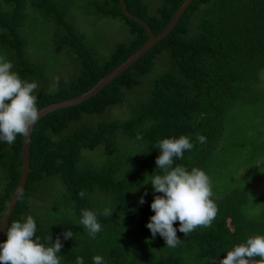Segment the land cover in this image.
<instances>
[{"label":"trees","instance_id":"1","mask_svg":"<svg viewBox=\"0 0 264 264\" xmlns=\"http://www.w3.org/2000/svg\"><path fill=\"white\" fill-rule=\"evenodd\" d=\"M186 1L125 3L159 35ZM149 40L121 0H0V56L38 84L39 111L89 92ZM182 135L194 147L173 167L209 176L218 213L211 227L177 231L171 248L146 227L154 195H163L150 176L162 174L157 142ZM23 142L0 143V225L21 179ZM30 153L8 225L31 215L41 243L60 237L61 264L77 256L94 264L97 255L104 264H218L264 235V0H194L166 38L100 92L38 120ZM82 209L97 214L95 238L79 223Z\"/></svg>","mask_w":264,"mask_h":264},{"label":"clouds","instance_id":"2","mask_svg":"<svg viewBox=\"0 0 264 264\" xmlns=\"http://www.w3.org/2000/svg\"><path fill=\"white\" fill-rule=\"evenodd\" d=\"M12 68V63L0 56V143L7 145H12L17 135L27 137L39 119L37 96L34 95L38 84L22 80ZM55 79L58 82L59 78ZM136 139L141 140L142 136L138 133ZM197 140L206 142L202 135H198ZM157 147L160 154L155 163L162 174L150 176V183L154 193L163 195H154L150 208L155 214L146 227L153 238L159 234L167 247L175 248L180 243L177 231L186 235L198 227H211L218 206L211 199L210 178L202 169L194 167L188 171L183 166L173 167L174 158L182 159L184 152L194 147L187 136L162 139L157 142ZM78 195L83 198L85 192L80 191ZM138 203H145L143 196ZM103 215L112 213L105 209ZM177 221L178 229L173 227ZM79 223L92 238L102 230L97 214L91 210H81ZM0 230H4L7 237L6 242L0 243V264H61L57 255L63 247L60 237L53 242L50 236L51 246L41 243L35 235L36 221L31 215L23 223L2 224ZM62 235L68 240L73 233L69 230ZM93 261L94 264H104L99 255L93 257ZM75 264H84L83 258L77 256ZM218 264H264V235L251 236L246 242L234 246Z\"/></svg>","mask_w":264,"mask_h":264},{"label":"water","instance_id":"3","mask_svg":"<svg viewBox=\"0 0 264 264\" xmlns=\"http://www.w3.org/2000/svg\"><path fill=\"white\" fill-rule=\"evenodd\" d=\"M194 0H187L183 6L180 8V10L177 12V14L175 15L173 21L171 22V24L169 25V27L163 31L161 34L159 35H155L152 31V29L150 28V26L143 21L142 19L130 14V12L127 9L125 0H121V4L123 7V10L125 12V14L139 22L140 24H142L147 32L148 35L150 37V40L148 41V43L142 48L140 49L137 53H135L130 59H128L125 63H123L120 67H118L114 72H112L110 75H108L106 78H104L98 85H96L93 89H91L89 92L83 94L80 97H77L75 99H71V100H67L61 103H57L54 105H51L49 107L44 108L43 110L39 111V119L40 120L42 117H44L46 114L53 112L55 110L61 109V108H66L69 106H73V105H77L89 98H91L92 96H94L95 94H97L98 92H100L105 86H107L109 83H111L116 77H118L122 72H124L125 70H127L132 64H134L135 62H137L143 55H145L152 47H154L158 42H160L162 39L166 38L171 31L174 29L175 25L178 23V21L180 20L181 16L184 14V12L187 10V8L193 3ZM37 123V122H36ZM35 123V124H36ZM35 125H33V127L30 129L29 135L27 137H24V142H23V167H22V175H21V179L20 182L17 186V189L8 205V208L4 214V217L2 218L1 221V225L2 224H9V220L10 217L18 203V200L20 198V196L22 195L28 176L31 172V164H30V148H31V138H32V132H33V128ZM6 242V234L4 230H0V243H4Z\"/></svg>","mask_w":264,"mask_h":264},{"label":"rangeland","instance_id":"4","mask_svg":"<svg viewBox=\"0 0 264 264\" xmlns=\"http://www.w3.org/2000/svg\"><path fill=\"white\" fill-rule=\"evenodd\" d=\"M257 188L264 189V180L259 182V183H257Z\"/></svg>","mask_w":264,"mask_h":264}]
</instances>
